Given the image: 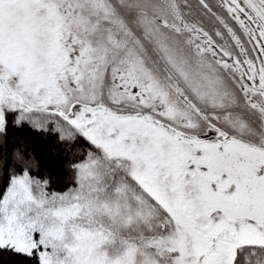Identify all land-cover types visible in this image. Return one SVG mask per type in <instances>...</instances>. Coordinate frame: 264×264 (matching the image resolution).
Listing matches in <instances>:
<instances>
[{
    "label": "snow or ice",
    "instance_id": "6c2138e0",
    "mask_svg": "<svg viewBox=\"0 0 264 264\" xmlns=\"http://www.w3.org/2000/svg\"><path fill=\"white\" fill-rule=\"evenodd\" d=\"M4 255L264 264V0H0Z\"/></svg>",
    "mask_w": 264,
    "mask_h": 264
},
{
    "label": "trees",
    "instance_id": "16d2710c",
    "mask_svg": "<svg viewBox=\"0 0 264 264\" xmlns=\"http://www.w3.org/2000/svg\"><path fill=\"white\" fill-rule=\"evenodd\" d=\"M26 134V130H18L15 132L17 137H23ZM34 146L37 155L41 158L45 167L51 170L54 176H59L62 182L64 179L62 172L63 162L59 157L50 155V142L45 140H37L35 141ZM10 149L11 145L9 146V150ZM0 264H14V259L10 256L4 255L3 257H0Z\"/></svg>",
    "mask_w": 264,
    "mask_h": 264
}]
</instances>
